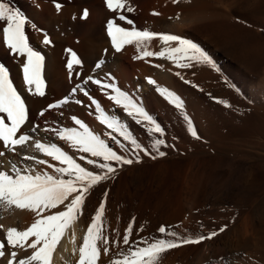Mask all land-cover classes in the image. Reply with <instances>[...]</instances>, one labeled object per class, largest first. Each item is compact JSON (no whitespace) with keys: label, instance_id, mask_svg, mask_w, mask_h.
Returning <instances> with one entry per match:
<instances>
[{"label":"bare ground","instance_id":"1","mask_svg":"<svg viewBox=\"0 0 264 264\" xmlns=\"http://www.w3.org/2000/svg\"><path fill=\"white\" fill-rule=\"evenodd\" d=\"M57 3L61 5L59 11L56 8ZM79 3V0H10V6L19 8L28 18L25 32L30 45L44 56L43 78L46 88L44 96L32 95L28 92L22 71L25 58L14 56L7 49L3 43V33L0 31V63L9 68L13 84L28 106L29 119L22 127L21 132H26L31 137L23 146H17L15 151L4 148L3 142L0 141V152L4 153L3 156H0V170L13 174L12 165L15 164L21 170L32 169L34 173L48 172L59 175L49 165L60 167V162L37 150L35 143L40 142L56 144L89 171L102 172L95 165L87 163V159H96L98 163L102 162L99 158L80 153L70 143L61 140L56 132L51 131L52 129L59 130L70 127L79 128L73 117L87 124L118 154L132 159L131 165L111 162L112 166L116 168V172L89 190L83 206V215L66 231L53 253L52 259V264H77L79 248L83 243L87 228L100 204L104 202L103 235L107 238L108 244L105 245L103 240L97 242L100 248V258L97 264H112L114 260L120 259L130 246L143 247L145 246L144 240L152 242L157 238L158 213H162L160 215L162 220L169 222L168 220H171L175 215L173 202L178 198L180 201L182 190L188 188L189 184H195L196 180L198 181L197 175L201 176L203 170L206 169L205 166L210 163L206 160V156L214 152L215 145H211L213 142L211 144L208 142L210 139L214 140L215 134L221 129L220 125L224 124L221 112L230 116L232 122L229 121L227 124L233 123L234 117H237L238 113L240 114L236 108V112L231 110L234 108H225L226 110L222 111V102H228L222 98H230L231 103L236 95V88L249 101L264 103V70L257 65L264 58V42L242 41V34L239 30V26H242L241 23L224 19L230 14V9H227L229 11L225 9L228 12L225 13V16H223V12L219 13L223 17L215 13L218 5L224 3L223 0H179V3H174L173 0H127L134 11L123 14L126 17L125 20L119 19V15L122 13H114L111 16L112 20L122 24L127 30L135 29L157 34L169 33V35L175 33L176 36L179 35L182 38L195 39L196 41L193 42L211 56L219 71L208 64L195 60H182L181 63H188L190 66L178 67L173 60L167 58L162 60L157 56L137 59L136 57L141 56L145 49L158 52V36L151 41H145L140 48H137L135 43L125 44L120 52H116L112 42L107 41V37L109 39L111 37L103 30L104 17L108 15L107 7H105L106 0H89L90 7L88 6V8L92 11L87 19H82V11L80 12L77 7ZM229 4L230 2H228V8ZM230 5L233 7L234 4ZM154 12L159 15H153ZM262 16L264 20V14ZM128 20L133 23L128 24ZM4 26H6L5 22H0V29ZM45 35L51 40L50 44L44 43ZM171 45V47L177 46L175 42H172ZM68 49H72L82 62L74 64L71 73L67 68V63L71 58ZM221 57L225 58L224 63L235 72L236 77L228 71L225 73L227 79H224L218 67V59ZM100 61H103V64L97 67L96 65ZM257 66L261 70L257 69ZM90 76L93 80H100L101 84L98 85L92 80H88ZM149 79L156 83L150 84ZM107 83H113L121 91L127 93L139 106L145 109L155 123L163 129V132L155 133L151 124L146 121L137 122V119L128 115L122 106L110 100L109 96L115 93L112 89L102 87ZM223 83L226 88L222 86ZM78 85L80 87H77ZM158 87L166 88L180 97L184 104L183 109L177 108L162 96L157 90ZM73 89L76 91L73 92ZM66 98L68 102L62 106L48 108V105ZM93 100L99 103L107 115L116 118L126 127V130L140 145L139 149L133 146L131 141L124 140L119 133L113 132L100 122L99 112L96 110V104L92 103ZM42 111L44 112L43 116L40 115ZM256 111L257 117L255 118L257 119L260 116H258V110ZM239 119L241 120V118ZM189 120L198 137L200 135L204 137L209 133H212L209 134V137L213 134L215 137L211 136L210 139L207 137L208 142L206 143L193 136ZM261 122L264 123V121ZM37 125L39 127L33 132L32 128ZM19 135L20 133H17V137ZM112 136L116 137L115 141ZM157 140H162L164 143L156 144ZM155 145L161 146L156 148ZM217 145L219 146V144ZM125 148L128 150L125 151ZM160 152L165 155L160 156ZM81 155L86 158L81 160ZM29 156L34 157L35 160L26 159ZM215 158L216 156H214ZM36 160H47L48 164L41 165L36 163ZM206 161L207 164H205ZM209 167L208 165L207 169ZM260 167H263L261 170L264 169V166L256 168L260 169ZM212 169L213 166H211V171ZM204 181L205 179L203 183ZM174 186H176L175 189H178L175 191L174 197L171 198L169 191ZM62 208L63 206L52 211H59ZM178 217L180 218V214ZM35 219V213L28 210L0 209V226H2L0 227V241L5 240L8 228L16 227L19 230H24ZM129 225L132 226L133 231L130 245H125L123 236ZM30 242L31 240H29ZM105 247L108 248L107 252L104 251ZM14 250L18 253L17 260L30 255L32 251L31 249L27 251L12 249L5 243L3 249L5 254L0 257V264H8L11 258L10 254Z\"/></svg>","mask_w":264,"mask_h":264},{"label":"snow or ice","instance_id":"2","mask_svg":"<svg viewBox=\"0 0 264 264\" xmlns=\"http://www.w3.org/2000/svg\"><path fill=\"white\" fill-rule=\"evenodd\" d=\"M174 3H179V0H173ZM107 8L113 12L122 13L125 9L128 12L134 9L127 3V0H106ZM59 11L61 5L56 4ZM153 15H159L154 12ZM89 12L85 9L82 13V19H87ZM75 19V17H74ZM120 20H125L123 14L119 15ZM0 22H5L0 31L3 33V43L16 56L24 57L23 63V79L28 86V92L32 95H45L46 82L43 78L44 56L36 51L29 43L28 36L25 32V25L28 23V18L25 14L16 7L10 6V0H0ZM132 24L131 20L127 21ZM33 27H35L33 25ZM107 33L111 37L112 45L116 52H120L125 44L135 43L137 48H140L145 41H151L157 36L165 44L175 42L176 47H164L160 52H151L143 50L141 56L137 59L147 56H157L173 60L178 67H189L188 63H181L182 60H195L197 62L208 64L216 68V64L211 56L205 52L198 44L191 40L184 39L180 36L169 34H157L149 31L127 30L116 24L115 20H109L107 23ZM45 44H50L51 40L45 35ZM71 54V58L67 63V68L71 73L74 64H81L77 54L72 50H67ZM103 61H100L96 66L100 67ZM219 71L218 68H216ZM88 80L100 85V80H93L90 76ZM150 84H155L156 81L149 79ZM87 83V81H85ZM77 87H80L79 85ZM103 88L112 89L114 95H110L109 99L113 100L117 105L122 106L130 116H134L137 122H148L151 124L152 130L155 133H162L163 129L155 123L152 117L139 106L127 93L120 90L113 83L102 85ZM170 103L179 109H183V101L173 92L166 88L157 89ZM76 89H73L75 92ZM87 95V92H85ZM65 100L48 105V108H58L67 103ZM79 103V101H77ZM92 103L96 104V110L99 112L98 119L100 122L111 129L113 132L119 133L124 140L131 141V144L137 149L140 145L126 130V127L114 117L107 115L95 100ZM47 111V109H45ZM0 141L3 142L4 148L9 151H15L17 146H23L31 137L26 132H21L22 127L28 122L29 109L17 88L13 84L10 76L9 68L3 63H0ZM41 116L44 115L42 111ZM6 120L8 121L6 123ZM75 124L79 128L70 127L59 130L52 129L56 132L61 140L70 143L73 148H76L80 153L90 154L93 158H99L102 162H97L96 159H87V163L95 165L102 172L89 171L86 167L77 163L71 155L62 150L56 144L35 143V147L46 156L51 157L55 161L60 162V167H53L54 171L59 175H53L48 172H33L32 169L21 170L12 165V173L0 170V209L12 210H28L35 213V221L26 229L19 230L16 227H10L5 234V240L0 241V257L4 256L3 249L5 243L12 249H31V254L17 260V251H12L8 264H52L53 253L60 243L66 231L73 223L83 215V206L89 190L98 185L102 181L108 179L110 174L116 172V168L111 162H116L120 165H131L132 159L125 158L123 155L114 151L100 135L95 134L87 124L73 117ZM38 125L32 128L34 132ZM189 127L193 136H197L195 128ZM46 131H49L46 129ZM17 133L20 135L17 137ZM111 135V133H109ZM115 141L116 137L112 136ZM118 142V141H117ZM164 141L157 140L156 144H162ZM128 149L125 148V151ZM4 153L0 152V156ZM160 156L165 153L160 152ZM86 157L80 156L81 160ZM155 158V157H153ZM26 159L35 160L34 157H26ZM36 163L45 165L47 160H36ZM71 198V199H70ZM63 208L53 212L54 209ZM47 213V214H45ZM105 214V203L102 202L97 209L95 216L87 228V232L83 238V243L79 248V259L77 264H97L100 258V248L98 241L103 240L104 244H108L107 238L103 235L102 218ZM134 223V220H133ZM2 227V226H0ZM142 230V229H141ZM225 229L221 228L223 232ZM132 226L126 229V234L123 236V244L130 245L132 235ZM158 231L166 233L167 229L161 226ZM175 235V233H171ZM217 232H212L208 236H199L197 238H185L179 242L175 240L154 239L152 242L144 240L145 246H130L128 251L122 254L120 259H116L112 264H158L161 255L168 250L181 247L185 244H199L206 239H212L217 236ZM29 240L31 242L29 243ZM119 243V241H116ZM107 252L108 248L105 247Z\"/></svg>","mask_w":264,"mask_h":264},{"label":"rangeland","instance_id":"3","mask_svg":"<svg viewBox=\"0 0 264 264\" xmlns=\"http://www.w3.org/2000/svg\"><path fill=\"white\" fill-rule=\"evenodd\" d=\"M88 1L89 0H79L80 3L77 7L80 12L82 11L83 13L87 7L88 12L91 13L92 10L88 8ZM223 2L224 3L219 5L217 4L219 7L215 13L221 14L223 12L222 14L225 16L228 13L227 11H229L227 9H230L229 16H225L226 18L224 17V19L235 21L236 23L239 22V24L241 23L242 29L239 26V30L242 34V41L264 42V20L262 18V15L264 14V0H223ZM228 2L232 5H236V2L238 3L236 7H234V5L231 7L229 4L228 8ZM224 6L227 7L225 8ZM105 7H107L106 3ZM221 8L224 10L222 9V11ZM107 11L108 15L104 17L103 21V30L105 32H107V23L109 20L113 19L111 16L114 14L108 8H106V12ZM122 14H128V11L125 9ZM219 15L218 17L222 16ZM232 16L235 19H233ZM257 18L259 19L257 20ZM116 24L125 28L122 24ZM170 35L172 34L170 33ZM173 35H175V33ZM108 39L109 37H107V41L111 42V38ZM187 39H190L191 41L195 40H192V38ZM157 41H159V52L165 47V44L162 41L160 42V39ZM171 44H168V47L169 45L171 47ZM159 58L166 60V58ZM224 59V57L218 59V67L220 68V72H222L224 79H227L225 73L228 71H230L228 73L236 77L235 72L226 66ZM233 62L235 63L236 61L234 60ZM257 65L264 70V58L259 61ZM259 67L257 66V69L261 70ZM223 85L225 86L224 83L222 86ZM235 93L236 95L231 103L230 98H222V100L225 99L224 101H228L225 103L222 102V111L234 108L231 110H235L236 112V109H238L237 112H240L237 117H234L235 123L233 121V123L227 124V122H232V120L230 119V116H227V113L221 112L222 117H224L222 119L224 124L220 125L221 129L215 134L216 137L214 134V136L211 135L213 138H216H214L215 141L210 139L211 136L209 137V134L212 133L204 136L206 139L202 135L199 137L206 143L208 142V137L211 141H209L208 144L213 142L211 145H215L214 152L206 156V160L210 163L206 161L205 164L208 163L210 167L207 169L208 165L205 166L206 169H204L201 174L203 177L197 175L198 181L196 180L195 184L192 183L188 185L189 187L192 185L193 188L191 186L190 188H185V190L183 189L180 201L178 200L179 198H176L177 200L173 202L172 206L175 218L173 217L167 222V220H162V216L160 217L162 214L161 212L157 215L159 220L158 229L161 226H164L166 227L167 232L160 233L157 230L156 239L175 240L179 242L185 238L194 239L199 236H208L212 232H217L218 235L212 239H206L199 244H185L181 247L168 250L161 255L162 259L160 258L161 260H159L158 264H264V169L261 170L263 167H260V169L256 168L264 166V123L261 122L264 121V103L249 101L236 88ZM244 99L248 101L246 102ZM246 103H249V106L245 105ZM225 104H229V106H226ZM251 106L252 109H250ZM244 110L245 112H243ZM256 110H258V116H260L257 119L255 118L257 117ZM254 111L256 112L253 113ZM239 118H241L242 121ZM257 123H259L262 128L261 126H258L259 124L257 125ZM217 144H219V146ZM160 146L161 145H155L156 148ZM214 156H216L215 159ZM211 166H213L212 171ZM204 179L205 181L203 183ZM176 186L172 187L169 191V196L171 198L174 197V193H176L175 191L178 189H175ZM179 214L181 219L178 217ZM221 228H224L225 230L221 232ZM171 233H175V235H171Z\"/></svg>","mask_w":264,"mask_h":264}]
</instances>
